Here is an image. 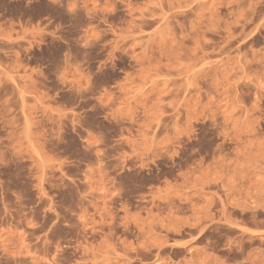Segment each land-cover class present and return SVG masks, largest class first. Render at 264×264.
Returning a JSON list of instances; mask_svg holds the SVG:
<instances>
[{
	"label": "rangeland",
	"instance_id": "obj_1",
	"mask_svg": "<svg viewBox=\"0 0 264 264\" xmlns=\"http://www.w3.org/2000/svg\"><path fill=\"white\" fill-rule=\"evenodd\" d=\"M0 264H264V0H0Z\"/></svg>",
	"mask_w": 264,
	"mask_h": 264
}]
</instances>
